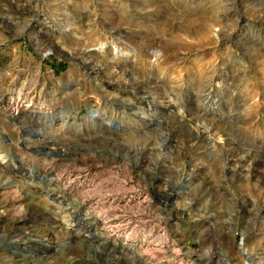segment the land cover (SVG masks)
<instances>
[{
  "label": "rangeland",
  "instance_id": "1",
  "mask_svg": "<svg viewBox=\"0 0 264 264\" xmlns=\"http://www.w3.org/2000/svg\"><path fill=\"white\" fill-rule=\"evenodd\" d=\"M104 38L130 60L80 53ZM133 240L153 264L264 250V0H0V264H141Z\"/></svg>",
  "mask_w": 264,
  "mask_h": 264
},
{
  "label": "bare ground",
  "instance_id": "2",
  "mask_svg": "<svg viewBox=\"0 0 264 264\" xmlns=\"http://www.w3.org/2000/svg\"><path fill=\"white\" fill-rule=\"evenodd\" d=\"M212 26V27H211ZM213 25H210V27H207V29L204 31V29H203V31H202V33L200 34V36H203V39H205V40H208V41H212V42H214V44L215 43H217V42H219L221 39H222V34L221 33H215V32H213ZM116 31V30H115ZM123 32H125V33H127V34H129L128 32H127V30H125V31H123ZM120 33H121V31H117V32H114V34H113V37H114V39L116 38V39H118V38H120ZM66 31H63V32H61V36L62 37H66ZM197 38V37H196ZM230 38V37H229ZM98 40V39H97ZM119 40V39H118ZM116 41H114V40H110L109 42H106V38H104L103 39V41H100V42H98V43H96V44H91L90 46H88V47H83V48H79V51H80V53L82 52V54H86V53H89L90 52V54H100V53H107V52H109V57L106 59L107 60V62H109V61H112L113 59H119V58H128L129 60H130V57L129 56H127V51H125L124 49H122V48H120L119 47V45H117V42L115 43ZM211 43V42H210ZM155 51V50H154ZM190 51H192L191 49H190ZM189 51V52H190ZM180 52V51H179ZM89 55V54H88ZM169 55V54H168ZM146 56H147V54H146ZM105 57V56H104ZM150 58H148V65L150 66V67H154V68H160V70H163V72H162V74H163V76L165 75V76H167V78H169V79H172V81H173V83H175V84H179L180 85V83L182 82L181 81V79H183L181 76V74H180V70H179V68L181 67V66H178V65H181V61H179L178 60V58H176L177 59V61H174V62H172L171 63V61H168L167 59H165L164 57L162 58L161 56H159L157 53H155V52H153L150 56H149ZM106 58V57H105ZM139 58V57H138ZM144 60V59H143ZM175 60V59H174ZM118 61V60H117ZM144 61H146V60H144ZM185 61V60H184ZM204 62V61H203ZM191 63V62H190ZM112 64V63H111ZM169 65H173V67H171L170 68V66ZM183 65V64H182ZM210 66H212L213 67V65H211V64H209L208 66H205L204 68H208V67H210ZM109 67V66H108ZM146 67V66H145ZM211 67V68H212ZM196 68V67H195ZM199 68V67H198ZM203 68V67H202ZM209 69V68H208ZM153 70V69H152ZM181 72H184L183 70L181 71ZM126 73V72H125ZM165 78V77H164ZM170 82V81H169ZM163 85V84H162ZM173 85V84H172ZM169 86V85H168ZM178 86V85H177ZM177 88V87H176ZM172 90V89H171ZM202 90V89H201ZM259 104V103H258ZM261 104V103H260ZM60 109H62V108H60ZM59 109V110H60ZM255 109V108H254ZM45 113V116H48L49 115V112H44ZM62 113V115H63V117H64V119H63V121H62V124H66L67 126H68V124H69V119L67 120L66 119V117H67V115H65L64 114V112L62 111L61 112ZM87 119H91L92 121H96V122H98V123H100V122H102V120H104V117L101 115V114H99L98 112H94V115L93 116H90L89 115V117H87ZM76 121V120H75ZM93 123V122H92ZM111 126L112 128H118L119 126H118V124L117 123H115V122H108L107 121V124L106 125H104L105 127H109V126ZM60 174V173H59ZM129 189V188H128ZM128 189H123V191H126V190H128ZM90 192V191H89ZM96 192V191H95ZM85 193V192H84ZM117 196V195H116ZM108 197V196H107ZM123 197V196H122ZM100 199V198H99ZM126 200V199H125ZM124 200V201H125ZM114 202V201H113ZM107 203V202H106ZM125 203V202H124ZM123 203V204H124ZM119 204V203H118ZM126 206V205H125ZM111 208H112V206H110ZM123 208V207H122ZM126 208V207H125ZM109 211V210H108ZM125 218V217H124ZM96 219V218H95ZM112 220V219H111ZM108 222V221H107ZM115 223V222H114ZM127 223V222H126ZM125 227H128V225L126 226L125 225ZM120 228H121V225H118V226H114V229H117V230H120ZM131 228H132V226H131ZM113 229V228H112ZM108 230V229H107ZM110 230V229H109ZM116 230V231H117ZM113 232V231H112ZM133 232V231H132ZM110 233V232H109ZM156 233V232H155ZM104 235L105 236H110L108 233H104ZM135 237V236H134ZM150 238H153V240L154 241H163V242H167L168 241V235H167V233L165 232V231H162V232H160V233H156V234H153V233H151V234H149L148 235V237H147V239H150ZM130 238H128V237H126L125 238V240L126 241H130L129 240ZM133 241H135V243H131V244H128L129 245V249L128 248H124V246H122L121 247V249L122 250H124L125 252H128L129 251V253L131 254V259H132V261H134V262H136V263H140L137 259H136V257H140V258H142V261H143V263H141V264H153L152 262H151V260L150 259H152V258H149L151 255H149V252H151L150 251V248H143L141 245H139V243H138V241H136V240H133ZM137 242V243H136ZM127 245V246H128ZM152 248V247H151ZM239 249L241 250V252L242 253H244V251H246V249L244 248V246L243 247H241V246H239ZM119 250V249H118ZM160 250V248L158 247L157 248V250L155 251V253L156 254H159V251ZM249 251V250H248ZM261 252H260V255H258L257 257H254V258H258L257 259V261L256 262H254L253 264H264V250L262 251V250H260ZM174 252V251H173ZM124 253V252H123ZM151 253H153V252H151ZM255 253V252H254ZM145 255H147V257H143V256H145ZM128 256V255H127ZM251 258V257H250ZM253 259V258H252ZM162 261V260H161ZM164 261V260H163ZM162 263V262H161ZM156 264V263H155ZM163 264H172V262L170 261V260H167V261H165ZM179 264H183V263H179ZM247 264H252L251 262H247Z\"/></svg>",
  "mask_w": 264,
  "mask_h": 264
}]
</instances>
